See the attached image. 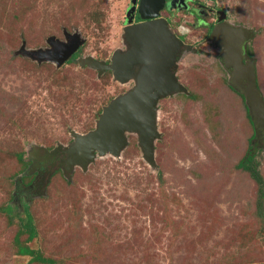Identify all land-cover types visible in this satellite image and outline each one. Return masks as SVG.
<instances>
[{"label": "rangeland", "instance_id": "1", "mask_svg": "<svg viewBox=\"0 0 264 264\" xmlns=\"http://www.w3.org/2000/svg\"><path fill=\"white\" fill-rule=\"evenodd\" d=\"M217 1L234 23L256 32L250 54L264 97V0ZM128 3L0 0V264H38L13 241L24 207L36 228L25 244L55 264H264L257 185L236 167L254 128L211 49L209 57L182 55L175 74L188 93L158 101L154 167L127 133L118 155H97L86 171L75 167L70 181L56 172L43 196L20 187L29 173L18 153L25 161L32 148L68 146L71 132L94 129L102 108L135 86L132 77L118 82L78 60L37 63L20 47L45 49L47 38L77 33L82 59L109 61L128 48ZM253 136L264 179V139Z\"/></svg>", "mask_w": 264, "mask_h": 264}, {"label": "water", "instance_id": "2", "mask_svg": "<svg viewBox=\"0 0 264 264\" xmlns=\"http://www.w3.org/2000/svg\"><path fill=\"white\" fill-rule=\"evenodd\" d=\"M143 1H140L139 11ZM134 2L132 0V4ZM145 18L147 17L141 15V19ZM254 34L253 31L219 25L212 30L210 38L217 41L222 50V58L227 67L232 69L228 84L242 95L255 138L264 139V99L257 86L254 60L242 63V46ZM63 36L64 41L53 36L47 38L48 47L45 49L27 50L22 45L18 53L37 63L50 62L57 67L62 66L84 43L77 33L64 32ZM124 40L129 49L115 51L108 64L91 57L78 60L82 67L94 69L98 75L111 71L118 82H125L132 77L135 86L113 98L102 108L94 129L85 134L71 132L73 141L68 146L58 145L50 151L52 156H64L59 161V167L65 171L66 179L75 167L86 171L97 155H118L126 145L127 133L137 136L142 158L149 166L154 167V140L158 137L155 124L158 101L170 94L188 93L175 74L177 56L183 44L170 33L165 21L127 26L124 28ZM49 177L50 175L37 196L45 194L44 188Z\"/></svg>", "mask_w": 264, "mask_h": 264}, {"label": "flooded vegetation", "instance_id": "3", "mask_svg": "<svg viewBox=\"0 0 264 264\" xmlns=\"http://www.w3.org/2000/svg\"><path fill=\"white\" fill-rule=\"evenodd\" d=\"M140 1L141 0H135V2L132 4V0H129L125 12V27L141 23H151L154 21H165L170 33L183 44L178 53L177 62L184 54H197L209 57L210 53L208 49L214 50L216 54H214V52L211 53L215 55V60L218 62L224 77H226L225 81L228 89L233 93L239 94L228 84L232 69L230 67H227L226 61L222 58V50L220 47H218L217 41L213 38H210L211 32L216 26L226 25L231 29L237 28L241 29L242 31H253L256 34L253 28L234 23L230 19V16L227 13L225 7L220 5L217 0H144L139 11ZM127 12H129V15L127 14ZM141 15L146 16L147 18L141 19ZM254 36L251 39H248L247 42H245L242 46L243 64L250 59L254 60V58L250 54V42L252 41ZM62 41H64V39ZM81 47L77 50V52L79 53L73 61H77L82 58L79 56ZM187 47L189 49H186ZM201 47L204 48L201 49ZM127 49H129V47ZM127 49H125L124 51H126ZM71 57L69 59H71ZM110 60L106 61L105 63H110ZM105 72H110L112 75L111 71ZM251 145H254V148L257 150L262 147L260 140H256ZM52 149L48 148L46 149V151L41 149L39 150L38 148H32L27 152V158L25 161H27L28 164L26 166L25 172L30 173L29 180L27 182H24L19 179L18 181L20 187L31 194V196H37V194L40 193V191L42 190L41 187L49 175L51 177L54 173H58L61 171L60 173L65 176V171L61 167H59V161L64 156L50 155L49 153ZM48 182L46 186L48 185Z\"/></svg>", "mask_w": 264, "mask_h": 264}, {"label": "trees", "instance_id": "4", "mask_svg": "<svg viewBox=\"0 0 264 264\" xmlns=\"http://www.w3.org/2000/svg\"><path fill=\"white\" fill-rule=\"evenodd\" d=\"M79 52L75 53L71 59H69L67 61V63H71L74 58L78 55ZM264 99V97H263ZM247 117L250 119V117L247 114ZM251 125H252V121L250 119ZM254 132V130H253ZM254 133L251 135V138L253 139ZM256 152L257 149L254 148V145H251V140L249 142V147L248 150L246 151V153L244 154V156L242 157V159L238 162L237 164V168L241 169L243 171H246L250 178L256 183L257 185V191H256V212L259 218L263 217L264 215V179L261 176L259 169H258V162L256 161ZM16 159L17 161L21 164V166L23 165H27V161L23 160V155L18 153L16 155ZM24 168V167H22ZM25 173V172H24ZM30 174V173H29ZM56 175V173H54L50 178H49V182L51 180V178ZM20 179L24 182H27L29 180V175L28 176H21ZM70 176L68 179H66L67 181H70ZM48 182V184H49ZM69 184V183H68ZM46 190V187H45ZM6 208H2L0 207V210L5 211ZM23 212H24V221L19 222V229L17 230L15 236H14V243L17 245L18 247V253L19 255H23V256H28L29 257V263H38V264H55V262H57L56 260L52 259V258H48V257H44L42 255V252H40L39 250H35V249H31L29 248L25 243L31 241L35 236H36V228H35V224H34V220L32 218V216L30 215V213L28 212V207H24L23 208ZM8 214V213H6ZM22 235H26V237L23 240V243L20 241V237Z\"/></svg>", "mask_w": 264, "mask_h": 264}, {"label": "clouds", "instance_id": "5", "mask_svg": "<svg viewBox=\"0 0 264 264\" xmlns=\"http://www.w3.org/2000/svg\"><path fill=\"white\" fill-rule=\"evenodd\" d=\"M255 73H256V69H255ZM256 81H257V76H256ZM257 86H258V83H257ZM259 88V87H258ZM260 90V89H259ZM261 92V91H260ZM238 93V92H237ZM240 94V93H239ZM262 94V93H261ZM241 95V94H240ZM242 96V95H241ZM263 96V95H262ZM243 98V97H242ZM243 101H244V99H243ZM245 104V103H244ZM246 106V105H245ZM246 109H247V107H246Z\"/></svg>", "mask_w": 264, "mask_h": 264}]
</instances>
